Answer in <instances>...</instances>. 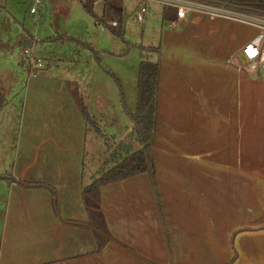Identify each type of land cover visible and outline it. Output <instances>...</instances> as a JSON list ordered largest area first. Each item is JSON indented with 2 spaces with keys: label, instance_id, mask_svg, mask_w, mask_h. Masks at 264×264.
I'll list each match as a JSON object with an SVG mask.
<instances>
[{
  "label": "crops",
  "instance_id": "obj_1",
  "mask_svg": "<svg viewBox=\"0 0 264 264\" xmlns=\"http://www.w3.org/2000/svg\"><path fill=\"white\" fill-rule=\"evenodd\" d=\"M159 9L142 45L158 50L149 55L158 64L154 186L141 174L101 189L112 241L100 252L82 191L108 153L100 163L103 146L87 152L80 102L97 122L87 88L0 51V264H264V82L240 54L259 32ZM72 44L100 61L91 45Z\"/></svg>",
  "mask_w": 264,
  "mask_h": 264
},
{
  "label": "rangeland",
  "instance_id": "obj_2",
  "mask_svg": "<svg viewBox=\"0 0 264 264\" xmlns=\"http://www.w3.org/2000/svg\"><path fill=\"white\" fill-rule=\"evenodd\" d=\"M44 10L34 17L25 15L28 6L20 0H0V51L16 53L18 60L25 63L23 50L32 47L33 57L41 62V68H59L63 73L71 74L79 84L87 88L90 97V111L97 119L101 135L90 128L87 138V152L100 144L103 153L100 163L104 161L105 145L111 137L123 143H130L134 149L139 145L132 130L130 120L123 113L119 89L130 110L135 104V84L139 62L136 45H144L153 35V29L160 14L159 7L154 6L144 24L133 21V1L124 4L126 16L124 40L112 35L106 27L94 26L92 18L81 7L78 0H43ZM95 15L102 12L101 3L93 8ZM15 23L14 27L2 29L4 24ZM33 38V44L21 43L25 34ZM66 34L81 39L91 45L99 57L79 49L75 44L56 42L57 34ZM146 45V44H145ZM37 70V71H38ZM118 79L120 88L111 76ZM86 98V95H85ZM121 140V141H120ZM117 143L114 142V145ZM99 150V146H98ZM96 154L100 152L95 148ZM94 155V153H93ZM108 157V156H107Z\"/></svg>",
  "mask_w": 264,
  "mask_h": 264
},
{
  "label": "trees",
  "instance_id": "obj_3",
  "mask_svg": "<svg viewBox=\"0 0 264 264\" xmlns=\"http://www.w3.org/2000/svg\"><path fill=\"white\" fill-rule=\"evenodd\" d=\"M218 4L229 5L239 8L251 14H257L264 17V0H212ZM81 7L93 19L96 26H103L108 31L124 40V8L123 0H105L103 5V13L100 17H96L93 12L95 0H78ZM165 13H171L175 16L172 9H164ZM112 23H116L112 27ZM33 38L29 34H25L22 43H32ZM72 43H81L77 39H69ZM139 51V63L137 70L136 94L134 109L130 110L124 100L119 81L113 75L111 76L119 89L120 103L123 113L130 120L132 130L136 135L139 145L138 149H133L130 144L123 142L114 145V142L106 143L108 153L107 161L103 164L101 171L97 172L91 178V182L83 189L82 199L87 211L88 222L87 229L90 230L96 239L99 252L112 241L109 236L103 216L99 208V196L103 187L116 183L118 181L148 174L153 181L155 166L152 159V140L155 132L156 119V89L158 78V64L149 60V55L156 54L157 49L152 47H144L136 45ZM81 114L91 129L101 135V130L97 122L89 116L86 107L82 102L79 103ZM107 165L109 168L105 169Z\"/></svg>",
  "mask_w": 264,
  "mask_h": 264
},
{
  "label": "built area",
  "instance_id": "obj_4",
  "mask_svg": "<svg viewBox=\"0 0 264 264\" xmlns=\"http://www.w3.org/2000/svg\"><path fill=\"white\" fill-rule=\"evenodd\" d=\"M28 5V14L35 16L44 7L43 0H20ZM128 0H123L127 2ZM136 3V12L134 20L138 24H143L149 5H155L163 9H172L175 11L176 20H182L191 14H201L210 18H218L230 22L238 23L258 30V42L247 43L240 54L248 70L257 72L259 79L264 82V17L257 14L245 12L239 8L229 5L218 4L212 0H132ZM95 2L104 3L105 0H95ZM112 27L116 23L111 24ZM33 42L31 43V45ZM25 65L32 72L41 68L40 60L33 57L32 47L23 50Z\"/></svg>",
  "mask_w": 264,
  "mask_h": 264
}]
</instances>
